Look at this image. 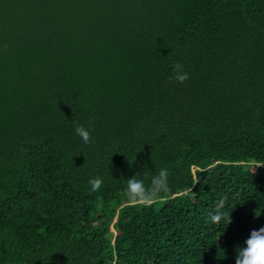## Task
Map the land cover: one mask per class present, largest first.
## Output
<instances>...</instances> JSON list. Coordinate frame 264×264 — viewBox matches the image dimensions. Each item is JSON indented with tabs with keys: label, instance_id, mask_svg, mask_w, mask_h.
Segmentation results:
<instances>
[{
	"label": "trees",
	"instance_id": "1",
	"mask_svg": "<svg viewBox=\"0 0 264 264\" xmlns=\"http://www.w3.org/2000/svg\"><path fill=\"white\" fill-rule=\"evenodd\" d=\"M259 163L264 0H0V264H235ZM161 168L171 193L131 206Z\"/></svg>",
	"mask_w": 264,
	"mask_h": 264
},
{
	"label": "clouds",
	"instance_id": "2",
	"mask_svg": "<svg viewBox=\"0 0 264 264\" xmlns=\"http://www.w3.org/2000/svg\"><path fill=\"white\" fill-rule=\"evenodd\" d=\"M170 79L180 84L189 79V73L179 61L172 65ZM92 131H94V125L91 123V119L87 128L78 124L74 129L75 134L81 138L84 144L93 142ZM169 175L170 170L168 168H161L156 175L150 178L148 186L145 185L144 180L137 179L136 175L128 178L125 196L129 204L131 206H150L165 194H170ZM88 183L91 191L96 192L102 187L103 180L101 177L96 176L90 178ZM225 204L226 200L224 198L217 201L213 212L209 213L212 223L218 224L223 220L227 226L232 222L230 213L223 211ZM235 264H264V227L252 230L249 237L244 241V246L237 248Z\"/></svg>",
	"mask_w": 264,
	"mask_h": 264
},
{
	"label": "water",
	"instance_id": "3",
	"mask_svg": "<svg viewBox=\"0 0 264 264\" xmlns=\"http://www.w3.org/2000/svg\"><path fill=\"white\" fill-rule=\"evenodd\" d=\"M10 264H61V263L57 261L46 260V261H41V262H16V263H10Z\"/></svg>",
	"mask_w": 264,
	"mask_h": 264
},
{
	"label": "rangeland",
	"instance_id": "4",
	"mask_svg": "<svg viewBox=\"0 0 264 264\" xmlns=\"http://www.w3.org/2000/svg\"><path fill=\"white\" fill-rule=\"evenodd\" d=\"M259 164H261L262 166H264V163H259ZM116 219V218H115ZM114 219V220H115ZM109 229L111 230V232H112V235L110 236V239H111V241L113 242V240H114V238H115V235H116V231H115V229L113 228V225L111 224L110 226H109Z\"/></svg>",
	"mask_w": 264,
	"mask_h": 264
}]
</instances>
